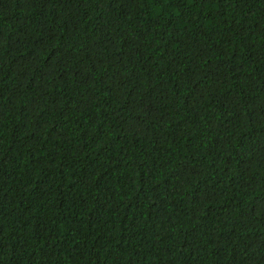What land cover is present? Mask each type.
I'll use <instances>...</instances> for the list:
<instances>
[{
	"label": "trees",
	"instance_id": "obj_1",
	"mask_svg": "<svg viewBox=\"0 0 264 264\" xmlns=\"http://www.w3.org/2000/svg\"><path fill=\"white\" fill-rule=\"evenodd\" d=\"M0 264H264V0H0Z\"/></svg>",
	"mask_w": 264,
	"mask_h": 264
}]
</instances>
